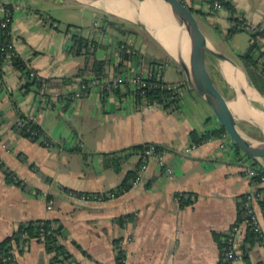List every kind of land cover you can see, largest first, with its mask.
<instances>
[{"label":"crops","instance_id":"1","mask_svg":"<svg viewBox=\"0 0 264 264\" xmlns=\"http://www.w3.org/2000/svg\"><path fill=\"white\" fill-rule=\"evenodd\" d=\"M60 1L64 3L63 0H0V4L12 6L10 29L17 54L37 75L55 79V85L47 89L49 97H38L32 89L22 87L24 78L19 70L9 62L3 65L0 160L22 184L8 182L0 167V241L15 232L21 222L52 219L64 228L62 242L78 264H117V239L126 264H219L220 251L214 233L226 235L238 223L240 245L247 233L244 220L238 221V206L253 188L245 171L252 160L234 150L228 138H212L191 147L192 131L200 133L218 124L210 107L187 84L172 50L132 22L125 24L129 29L125 33L104 28L103 12L92 5L95 10L83 14L87 25H78L81 28L77 30L98 44L97 57L107 61L106 79L116 75H144L151 61L160 60L163 80L181 83L180 107L177 111H167L155 104L137 106L130 79L126 80L129 84L125 81L119 86L118 93L111 92L104 98L98 86L75 96L80 79L61 84L60 78L77 73L84 65L85 56L69 49L71 31L60 29L59 20L52 14L54 4ZM181 1L203 20L209 11L213 15H208L209 19L214 20L215 26H221L225 36L230 28H236L230 12L225 8L214 11L211 0ZM229 1L239 20L252 24L264 22V0ZM0 14H3L1 7ZM236 31L229 34L236 35ZM150 38L163 55L154 47L149 50ZM122 41L135 48L137 54L131 59L121 58ZM208 55L207 66L220 73L233 94L234 84L225 71L238 72L247 82L237 62L236 66ZM166 68H175L179 75L166 78ZM211 76L221 90L216 75ZM69 92L73 95L65 106L66 99L60 95ZM254 100L248 101L264 110V104ZM18 110L39 124L52 144L44 143L43 135L35 140L21 135L15 127ZM208 118L214 122L207 123ZM240 124L260 137L250 123ZM142 143L164 148V167L149 159L142 182L132 183L114 195L112 189L129 170L137 168L142 157L140 153L129 152L130 147ZM75 146L86 152V158L69 150ZM111 152H116L121 163L118 171L103 165L102 154ZM259 166L264 169L263 165ZM79 192L101 194L102 198L82 199ZM48 199L52 201L50 207ZM254 207L264 232V212L259 201ZM119 217L127 222L120 224ZM11 244L16 251L13 264H68L55 260L54 253L35 239H30L26 246L15 240ZM241 253L239 248L237 264H246ZM247 255L248 264H264V244L254 241Z\"/></svg>","mask_w":264,"mask_h":264},{"label":"trees","instance_id":"2","mask_svg":"<svg viewBox=\"0 0 264 264\" xmlns=\"http://www.w3.org/2000/svg\"><path fill=\"white\" fill-rule=\"evenodd\" d=\"M0 5H2L3 9L8 10L7 17H9L10 20L6 26H1V21L4 19V17L0 16V83L1 85L3 84V65L9 62L10 64H12V66L15 69L20 71L21 76L24 78L22 87L25 90L32 89L35 95L38 97H42V96L49 97L47 93V89L55 85L54 78H50V77L45 78L40 75H37L35 73V70L29 67L27 62L23 58H21L17 54V52H15V54H11L10 57L11 59L7 57V54L10 52V49L8 48V44L13 39V35L10 29L11 19H12V6L10 3H1ZM223 5L224 8L230 12L231 20H234L236 24V28H230L226 35H228L230 32L242 28L246 30L244 26L241 24V19L239 20V17L237 16L236 13V9L232 5V3H230L229 0H223ZM198 12L199 13L201 12L203 14L201 10H198ZM110 15H111L110 13H105V12H103L102 14L101 19L104 28L115 29L117 31L124 33L129 30L127 27H125L126 24L125 21L120 20L118 17H110ZM78 28L81 27L74 24L66 25V29L71 31L70 37L72 44L70 45L69 49L76 54H83L85 56L84 65L73 76L62 77L60 78V81L61 84H66L73 82L75 78H79L80 79L79 85L84 84L86 86V88L83 89L84 91L83 93H87L92 88L91 85L92 80L97 79L101 81L102 79H105L107 77L106 75L107 61L105 59H101L97 57L96 50L98 48V44L96 43V41L93 39H88L87 37H84L81 34H79L77 30ZM127 44L128 43L126 41L125 42L122 41L119 43V53L123 60L131 59L133 55L137 54L136 51L134 53H127L125 51V47ZM253 50H254V45L249 44L244 51L238 54V57L240 58L243 64L242 68L249 80V83L264 97V76L262 75V73L258 71L253 56ZM209 57L210 56L207 54L206 58ZM150 64H151L149 68L150 74H147L146 76H142L144 85L139 86L138 83L133 82L134 84L133 94L136 105L140 106L144 104L145 105L155 104L161 106L163 109L167 111H177L180 107L181 95L179 89L181 83H179L178 86L173 87L174 82H166L163 80L160 74L161 65H163V63L160 60H153L150 62ZM207 68L209 72H211L210 75H214V74L216 75L217 78L216 82L219 83V86L220 83L223 84V90L221 91L224 95L227 96L228 95L227 92L230 88L227 85V83L224 81V79L221 77L220 73L217 70H212V68L209 66H207ZM136 75H140V74H136ZM127 83L129 84V82ZM111 92L118 93L119 87L113 90L102 89L101 95L104 98ZM71 95H73V92L60 95L61 97L64 96L66 99L65 106L71 100L72 98ZM232 95H233V91L230 89L228 96H232ZM18 117H19V122L16 123L15 127L18 129L21 135L28 137L32 140H35L40 135H43L46 140L44 143L46 144L48 143L49 145L52 144L50 140L44 135V131L41 128V126L37 124L34 120L28 118L19 110H18ZM210 121H211L210 118H208L206 122L208 123ZM224 134H225L224 129L221 126L217 125L213 127H207V129L203 130L200 133H197L196 131H192L190 133V138L194 144L198 145L208 139L222 138ZM149 144L150 143H142V144L133 145L132 147H130L129 152L133 151L135 153L142 154L144 150L149 147ZM154 146L156 151H159L161 153L164 152V148L161 145L154 144ZM69 150L79 152L80 154H82L84 158H86L87 155L86 152L83 151L79 146L69 148ZM235 150L238 153L240 151V149L237 146H235ZM102 160H103L102 161L103 165L107 168H112L115 171H118L121 168V163L116 156V152L103 153ZM250 160H252L251 166L255 168H259V170H261V172L264 173V169L260 167L255 160L253 159ZM143 162H144L143 157H140L137 168L134 171L129 170L123 181L115 189H112L111 192L114 195H117L122 191H124L125 189L132 186V180L134 179L137 173V169ZM0 167L3 169L8 182L22 184V182L16 177V175L9 168H7V166H5L1 160H0ZM81 194H90V193L79 192V196ZM49 200L50 199H48V201ZM243 200L244 198H242V202L238 206L239 222L247 218V215L245 214V210L243 208ZM259 204L264 212V197L259 200ZM118 222L120 224H123L124 222L127 221L124 220V217H119ZM226 235L214 233V237L215 240L217 241L220 251L219 264H225L223 256H224V249L226 246L225 243ZM64 236H65V230L60 224L57 223L56 220H52V219L28 220L21 222L18 228L15 230V232H13L11 235L5 237L0 241V252L3 254L7 253L8 249L11 248L12 245L11 240H15L17 244H20L23 243L24 241H30V239H35L37 241L42 242L47 250L52 251L54 253L55 260L66 261L68 262V264H72V262H74L73 264H78V262L73 259L72 255L68 252L65 245L63 244L62 239ZM257 240L263 243L262 237L259 236L257 233H255L253 230H251L250 227L248 226L247 233L243 241V245L239 246V248L242 251L241 258L246 262V264H248L247 252L250 246L254 243V241ZM119 241L120 239H117L115 241L116 242L115 248L117 250L116 253L117 264L120 263V259L124 256V252L120 248Z\"/></svg>","mask_w":264,"mask_h":264},{"label":"water","instance_id":"3","mask_svg":"<svg viewBox=\"0 0 264 264\" xmlns=\"http://www.w3.org/2000/svg\"><path fill=\"white\" fill-rule=\"evenodd\" d=\"M149 1L171 9L174 14V22L169 23L168 20H164L163 25H161L163 21L160 23L155 22V29L164 36H171L173 38L172 55L175 62L183 71L189 87L210 107L217 124L224 129L225 135L228 137L231 145L237 146L247 159H253L258 164L264 166V110L254 102L248 101V99H240L235 85L232 97L224 95L210 75L206 64V56L210 54L228 60L237 66L236 61L217 49L210 42L199 28L197 22V18H199L198 14L181 0ZM113 2L118 5L117 2L119 0H113ZM100 9L103 10V8ZM126 10L130 12L133 8L127 6ZM142 14L143 18L146 19L148 13L143 11ZM130 22L142 26L165 46L148 25L133 20H130ZM168 23L170 28L172 27L169 31L165 29ZM247 84L255 89L249 83L248 78ZM259 95L261 94L259 93ZM261 97L264 99L262 95ZM255 100L263 103L260 99ZM240 120L250 123L259 132L260 137H256L245 130L241 126Z\"/></svg>","mask_w":264,"mask_h":264},{"label":"built area","instance_id":"4","mask_svg":"<svg viewBox=\"0 0 264 264\" xmlns=\"http://www.w3.org/2000/svg\"><path fill=\"white\" fill-rule=\"evenodd\" d=\"M3 14H0V16L4 17V19L1 21V26H6L9 23V17H7L8 10L3 9L2 5H0ZM211 8L214 11H219L224 8L223 0H211ZM241 24L244 26V28L250 32V44L254 45L253 50V56L256 63V66L258 68V71L262 73L264 76V22L260 24H252L248 21H245L242 19ZM8 48L10 49V52L7 54V57L11 59V54H15L14 49V42L12 41L8 44ZM125 51L127 53H134L135 48L131 43H128L125 47ZM147 74H150L149 69L147 72H145L144 75H130V77H125L121 75H116L112 78H105L101 81L94 79L91 81L92 86H98L100 90L106 89V90H113L119 87L122 83H124L127 79H130L132 82L138 83V85H144L143 77ZM179 83H174L173 87L178 86ZM86 88L84 84L79 85L77 90L74 92L75 96H78L82 94L84 91L83 89ZM19 122V121H18ZM228 137L224 134L222 139H227ZM196 144L192 143L191 147H195ZM141 156L144 159V162L139 166L137 170L136 177L132 180V183H140L142 182L143 178V172L145 171L147 167V162L149 159H155L160 165L164 167L163 162V153L156 151L154 144L150 143L149 147L144 150V152L141 154ZM167 171H169V168H166ZM246 174L249 176V179L251 181L252 190L249 191L243 200V208L245 210V214L247 215V218L244 219V222L247 226L250 227L251 230H253L255 233H257L259 236L262 237V241L264 243V232L262 227V222L259 217V215L255 211L254 204L258 202L260 199L264 197V173L259 170V168H255L253 166H249L246 168ZM16 180V179H15ZM80 198L82 199H100L102 196L99 194H81ZM49 207L51 206V201H48L47 204ZM240 231V225L238 223L233 224L226 235V246L224 249V256L223 259L225 261V264H237V256H238V250H239V240H238V234ZM28 241H24L22 244L26 246ZM15 249L9 248L6 254H3L0 252V264H13L15 261ZM125 256H123L120 259L119 264H126L125 263ZM74 262H72L73 264Z\"/></svg>","mask_w":264,"mask_h":264},{"label":"rangeland","instance_id":"5","mask_svg":"<svg viewBox=\"0 0 264 264\" xmlns=\"http://www.w3.org/2000/svg\"><path fill=\"white\" fill-rule=\"evenodd\" d=\"M77 1L78 3H75ZM63 2L64 3L60 1L58 5L57 3H55L53 10H52L53 16L59 20L60 29L62 30L66 29L67 24L86 26L87 25V23L85 22L86 16H84L83 14L84 12L88 13V11L95 10L92 7L95 5H93L90 2H82L81 0H63ZM99 10H101L102 12H106L102 9H99ZM208 12L209 11H207V15L205 14L206 15L205 20L201 18H197L199 28L205 34V36L209 38V40L213 43L215 47L220 49L222 52L230 55L231 57L235 58L236 62L242 66L243 64L240 58L238 57V54L240 53L241 49L243 50L246 49L248 45L250 44V38H251L250 33H248L246 30L242 28L236 31L237 32L236 35L228 34L225 36V34L223 35L221 32L222 30L221 26H215L213 24L214 20L209 19L208 15L210 16H213V15L209 14ZM106 13H109V12H106ZM112 15L114 14H111L110 17H118L119 19L125 20V23L130 24L129 23L130 21L128 19L119 17L117 15H114V16ZM140 30L146 34V32H144L143 29H140ZM150 39H151L150 45L148 46L149 50L154 47L156 48V50L159 51V46L157 45V43L152 38ZM159 53L160 55H163L161 51H159ZM166 69H165L166 78L171 79L174 76L177 77L179 75L178 73L175 72V68H166ZM220 86H221V90H223L222 83H220ZM210 122H214V121L211 120ZM239 153L241 156H245L241 151H239Z\"/></svg>","mask_w":264,"mask_h":264},{"label":"bare ground","instance_id":"6","mask_svg":"<svg viewBox=\"0 0 264 264\" xmlns=\"http://www.w3.org/2000/svg\"><path fill=\"white\" fill-rule=\"evenodd\" d=\"M82 2H90L93 5L103 8L106 12L112 13L114 15H117L122 18H126L133 21H138L143 24L148 25L153 33L162 40V42L167 46L168 48L172 49V43L173 38L171 36H164L162 33H160L158 30L155 29V22H161V25L164 24V20H168L169 23L175 21L174 14L171 9L160 6L156 4L155 2L144 0V1H137V0H119L118 5L114 4L113 0H81ZM127 6H131L133 10L130 12H127L126 8ZM143 11L147 12L148 15L145 18H143ZM169 23L165 27L167 31L171 30ZM161 35H163L161 37ZM168 50V49H167ZM171 51V50H170ZM229 69V67H227ZM226 76L231 80V82L237 87L238 89V97L240 99H248V100H254V99H260L264 103V99L256 92L255 89H253L251 86L247 84L245 81V78L237 73H230L228 71H225ZM225 76V77H226ZM226 77V79H227Z\"/></svg>","mask_w":264,"mask_h":264}]
</instances>
